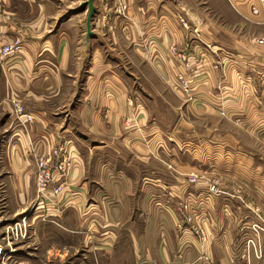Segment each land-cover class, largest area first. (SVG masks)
<instances>
[{"label": "crops", "instance_id": "crops-1", "mask_svg": "<svg viewBox=\"0 0 264 264\" xmlns=\"http://www.w3.org/2000/svg\"><path fill=\"white\" fill-rule=\"evenodd\" d=\"M84 1L3 0L13 14L5 38L24 49L0 67V258L249 264L250 219L229 203L264 205V163L254 157L264 149L243 142L264 139V1L94 0L90 34ZM124 2L125 16L116 11ZM179 72L193 79L191 93ZM60 146L72 164L40 192L38 159L59 162ZM214 175L224 177L218 193Z\"/></svg>", "mask_w": 264, "mask_h": 264}, {"label": "built area", "instance_id": "built-area-1", "mask_svg": "<svg viewBox=\"0 0 264 264\" xmlns=\"http://www.w3.org/2000/svg\"><path fill=\"white\" fill-rule=\"evenodd\" d=\"M264 1V0H263ZM3 0H0V67L10 58L22 53L24 49V43L22 40H12L9 41L5 38V25L7 22L13 19V14L7 11L3 7ZM120 10L128 8L127 3L119 5ZM181 20L184 21V18L181 17ZM262 42L263 39H260ZM171 51L176 55L179 54L180 57L185 60V66L190 68L192 65L191 58L189 54H185L182 50L176 45L171 47ZM230 57V56H228ZM224 59V58H223ZM225 60V59H224ZM221 61H218L219 64ZM188 70V69H187ZM178 85L187 93L192 92L193 79L184 72H179L177 74ZM16 111L20 116L26 117L27 120H31L33 115L24 111V107L18 101H15ZM62 146L55 148L53 150V156H60L61 160L59 162L53 163L50 159L45 157H40L38 159V171H37V186L40 192H44L49 188V185L54 179H60L65 176L69 167L72 164V159L69 154L64 155ZM190 183H196L198 181V176L193 174L188 178ZM220 182L218 179H215L209 189L213 193H218ZM63 183L59 184L54 188V192H60L62 190ZM179 210L182 213L185 221L190 225L191 230L200 237L201 240L207 242L209 239V234L206 229L196 220V213L192 209L188 201L181 202ZM198 223V224H197ZM247 229V234L245 237V249L243 257L250 264L252 258L262 259L264 257V216L262 218H255L246 221L245 225ZM0 264H5L4 261L0 260Z\"/></svg>", "mask_w": 264, "mask_h": 264}, {"label": "rangeland", "instance_id": "rangeland-1", "mask_svg": "<svg viewBox=\"0 0 264 264\" xmlns=\"http://www.w3.org/2000/svg\"><path fill=\"white\" fill-rule=\"evenodd\" d=\"M124 3H126V2H124ZM122 5V4H121ZM120 7L118 6L117 8H116V11L118 12V14H121V15H126V13H127V10H128V8L126 7L124 10H120L119 9ZM124 12V13H123ZM125 58H127V62L130 60V59H132V60H135L133 57H132V55L131 54H129V56H127V57H125ZM131 65V64H130ZM182 90V89H181ZM183 91V90H182ZM184 92V91H183ZM189 94V93H188ZM130 99V98H129ZM131 103V102H130ZM131 120L132 119H130L129 117H126L125 118V121H124V124H125V126H127V127H130V125H131ZM243 142H245V145L249 148H252L253 150L255 149V148H260V147H262L261 149H264V139H258V138H245V139H243ZM254 157H256V159H258V157H262V162L264 163V152L262 151V154H258V155H256V156H254ZM259 160V159H258ZM222 174V173H221ZM215 176V178H217L218 180H219V182H220V184H221V181H220V179H224V177L222 176V175H214ZM243 184H242V182L241 181H235V185L233 186V189L234 190H237V189H241V186H242ZM232 189V190H233ZM238 198V200H241V202H239V201H237V200H234V204L230 201V207H231V212H233L232 211V209H235V207H236V209L237 210H240L241 212H242V214L240 215V216H236L237 218H243V212H244V210H245V214H246V217H245V219L246 220H249V219H255V218H262V215H263V213H264V205H263V203L262 202H256V201H248L247 199H245V200H247V201H244V200H242L241 198H239V197H237ZM243 198V197H242ZM239 204H240V208H239ZM243 207H245L246 209H244ZM223 208H225V203L223 204ZM247 214H248V216H247ZM249 214H251V215H249ZM264 216V215H263ZM188 224V223H187ZM198 224V223H197ZM189 226V228H190V225H188ZM191 229V228H190ZM241 238V237H240ZM263 240H264V236H263ZM254 260H253V263L251 262V264H255V258H253ZM0 260L1 261H3V257L1 256V258H0Z\"/></svg>", "mask_w": 264, "mask_h": 264}, {"label": "water", "instance_id": "water-1", "mask_svg": "<svg viewBox=\"0 0 264 264\" xmlns=\"http://www.w3.org/2000/svg\"><path fill=\"white\" fill-rule=\"evenodd\" d=\"M83 4L89 5V12L87 15V33L90 34L92 32L91 22L95 12V3L94 0H86Z\"/></svg>", "mask_w": 264, "mask_h": 264}]
</instances>
